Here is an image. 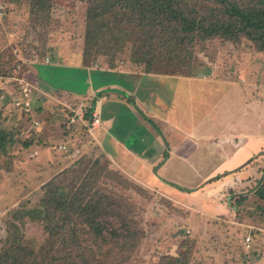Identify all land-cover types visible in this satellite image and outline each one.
<instances>
[{"label": "rangeland", "instance_id": "1", "mask_svg": "<svg viewBox=\"0 0 264 264\" xmlns=\"http://www.w3.org/2000/svg\"><path fill=\"white\" fill-rule=\"evenodd\" d=\"M46 1H50V10L34 15L31 0H0V72L3 68L10 73L0 77V131L15 136L13 146L0 149V255L26 246L24 263L54 264L84 213L81 206H89L101 194L114 202L118 212L99 218L108 244L102 242L100 250L94 249L100 259L107 257L109 264H170L164 257H174L181 264H264V201L256 195L264 179V151L235 171L224 172L218 180L203 181L192 168L206 174L228 156L229 148L220 153L221 147H217L220 155L186 164L184 178H178L181 186L157 180L153 176L157 164L153 169L146 163L141 165L139 177L131 174L130 164L119 163L95 136L100 126L70 125L74 114L60 97L85 89V96L77 94L75 98H81L74 103L83 116L90 111L92 95L100 93L78 77L92 81L98 79L93 73H107L110 68L146 74L153 65L168 64V55L162 51L152 54L153 48L136 41L135 33L126 40L125 53L115 56L114 61L111 55L90 52L85 45L87 0ZM186 3L206 9L200 0ZM193 39L172 64L180 65L181 70L171 75L202 79L205 84L188 85L160 74L148 80L138 77L139 93L168 94L170 98L172 94H194L204 104L199 107L210 110V125L204 122L202 111L190 118L184 105V111L178 107L176 115L185 117V122L194 117L200 125L210 127L215 142L222 133L236 132V124L242 130L247 127L250 134L264 135V121H258L264 108L258 115L255 102L246 105L238 98L240 94H264V53L245 38L239 43L220 37L205 41L197 34ZM82 66L90 70L85 72ZM40 80L56 89L49 92L55 98L45 107L38 104ZM21 86L32 90L34 105L26 112L30 116L22 114L15 102ZM4 89L10 93L15 90L16 96H5ZM30 143V147L24 146ZM85 161L91 166L80 183L91 181L93 187L84 191L80 204L73 199L68 203L51 231L22 216L39 204L45 184L64 171L78 170ZM148 178H154L155 183Z\"/></svg>", "mask_w": 264, "mask_h": 264}, {"label": "trees", "instance_id": "2", "mask_svg": "<svg viewBox=\"0 0 264 264\" xmlns=\"http://www.w3.org/2000/svg\"><path fill=\"white\" fill-rule=\"evenodd\" d=\"M187 1L87 0L89 8L85 38L86 49L90 52L94 50L99 55H111L114 61L115 56L125 53V42L131 33H135L136 41L153 48L152 54L162 51L168 55L166 58L170 60L168 64H156L148 70L166 75L176 74L181 70L180 65L175 67V64H172L178 55L185 51L186 47L194 43L193 38L197 34H200L205 41L220 37L239 43L245 38L255 44L258 51L264 53V0H200L202 4L206 5L205 10L189 6ZM31 4L34 15H38L42 11H49L51 8L50 1L46 0H31ZM210 4H213V7ZM172 66L175 68L173 69ZM82 70L86 72L85 68ZM1 71L0 77L10 74L3 68ZM104 73H93L98 75V79L92 80L95 87L112 85V83L119 84L120 82V84L131 88V84L127 79L125 80L123 75ZM108 75L111 78L107 80L105 78ZM78 79L89 87V78L78 77ZM10 89H4L3 92L8 93L5 96L13 98L16 96V91L12 90L10 93ZM85 91L82 88L78 91L75 90V93L84 94ZM18 95L16 101L21 98V93ZM96 105V101L93 100L90 111L83 115V119L88 123L93 120ZM25 113L23 111L22 114L30 116V113ZM70 125H72L71 122ZM14 143L15 136L13 134H8L4 130L0 131L1 151L7 148V145L13 146ZM31 145L32 143L24 146L30 147ZM164 156L167 159L168 153L166 152ZM90 163L85 161L78 170H67L55 176L42 188L44 196L39 204L31 210L22 212V216L28 217L33 222L41 223L46 231H51L58 218L62 217L61 214L65 211L68 203L73 199L77 204H80L84 201L82 198L84 191L93 187L91 181L84 185L80 183L81 180L85 181L87 176L85 178L83 176L87 175ZM220 177L218 176L217 180ZM78 186L79 188H77ZM256 195L264 201V179L260 182ZM244 200H240L238 204L243 203ZM72 207L74 211V205ZM81 207L84 213L73 233L63 245L54 264H109L107 257L102 259L98 257L94 247L99 249L102 242L108 244L103 235L105 226L99 221V218L102 215L118 213L114 202L108 196L99 194L89 206ZM19 247L8 249L1 254L0 264H27V261L24 263L23 256L27 253L28 248L26 246ZM168 260H170V264H181L174 257L163 258V261Z\"/></svg>", "mask_w": 264, "mask_h": 264}, {"label": "crops", "instance_id": "3", "mask_svg": "<svg viewBox=\"0 0 264 264\" xmlns=\"http://www.w3.org/2000/svg\"><path fill=\"white\" fill-rule=\"evenodd\" d=\"M76 66L81 65L76 63ZM83 68L86 71L90 70L88 67L82 66ZM100 71L105 72L104 70ZM108 72L123 75L125 80L127 79L131 84V88L120 83H112V85H102L94 89L89 77L90 88L99 90L98 93H100L92 95L95 97L92 101L95 100L97 104L96 112L100 114L101 119V125L95 130V136L100 137L102 146L114 154L112 157L118 158L116 160L119 163L125 164L128 162L131 168L129 172L136 177L141 175L142 172L139 168L144 163L148 164L152 169L157 164L156 173L151 170V175L154 174L153 176L157 180H163L162 182L169 181L181 186L178 178H184V167L186 164L198 163L200 160L203 161L209 158V155H220L217 147H221L220 153L229 148L228 156L222 157L219 161L220 164L207 170L206 174L200 175L196 169L192 168L196 176L201 180H212L211 178L224 175L226 171H235L248 161L254 160L264 151V135L250 134L246 131L247 127L242 130L236 124L233 128V131L236 132L222 133L219 135L218 141L215 142L212 140L214 132H209L210 127L206 128L205 124L200 125L194 117L188 122H185V117L184 119L177 117L176 114L179 113L178 107L184 111V105L190 118L202 111L205 115L204 122L209 123L212 120L210 110L204 111V109L200 108L199 106L204 104L194 94H172V98H170L168 94L139 93L140 85L136 83L138 77L140 80L147 77L148 80V78L160 74L149 72L137 75V73L133 72H117L111 68ZM164 77L170 81L180 79L188 83V85H191L192 82L205 84L202 79L196 80L192 77L181 75H165ZM205 82L207 84L210 83L208 80H205ZM171 84L173 83L171 82ZM40 86L38 104L40 103L41 106L44 105L45 107L47 102H51L55 98L49 92H54L56 89L46 87L42 81ZM75 96L79 97L75 92L70 93L67 97L61 96L60 102L69 109L70 113L74 114L72 118L79 116L73 124L81 122L80 124L87 126L88 122L81 119L83 117L81 116L82 109L79 111L74 108L75 101H80L81 98H75ZM80 96H85V94H80ZM99 96H101L100 103L97 101ZM88 98L90 97L88 96ZM238 98L240 100L243 99L246 105L255 102L254 106L258 115L264 108V94H240ZM207 100L208 96L202 98L204 103ZM259 108H261L260 111ZM185 115L184 112L182 116ZM188 116L187 119H190ZM260 119L258 118V121H264L263 111ZM234 122L238 121L234 120ZM202 126H205L204 129ZM166 147L168 148V158L164 160L163 155ZM242 177H246L245 174H242ZM148 179L152 180L151 183H155L153 181L154 178Z\"/></svg>", "mask_w": 264, "mask_h": 264}, {"label": "built area", "instance_id": "4", "mask_svg": "<svg viewBox=\"0 0 264 264\" xmlns=\"http://www.w3.org/2000/svg\"><path fill=\"white\" fill-rule=\"evenodd\" d=\"M30 94H32V90L29 87L21 86V98H19L16 101V105L20 109H23V111H25V112H30L31 111V107L33 105V101L31 100ZM77 117H79V116L78 115L75 116L74 118H72L70 120V122L72 124L75 123ZM81 119H83V117H81ZM100 125H101L100 114L95 111L93 113V120L87 124V127L90 126L91 128L95 129V128L99 127ZM247 241L249 242L250 239H248Z\"/></svg>", "mask_w": 264, "mask_h": 264}]
</instances>
